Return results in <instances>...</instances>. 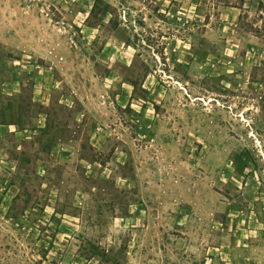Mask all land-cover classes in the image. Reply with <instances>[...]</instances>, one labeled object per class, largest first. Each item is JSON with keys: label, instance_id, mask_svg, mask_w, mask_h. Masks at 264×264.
<instances>
[{"label": "rangeland", "instance_id": "1", "mask_svg": "<svg viewBox=\"0 0 264 264\" xmlns=\"http://www.w3.org/2000/svg\"><path fill=\"white\" fill-rule=\"evenodd\" d=\"M263 208L264 0H0V264H212Z\"/></svg>", "mask_w": 264, "mask_h": 264}, {"label": "crops", "instance_id": "2", "mask_svg": "<svg viewBox=\"0 0 264 264\" xmlns=\"http://www.w3.org/2000/svg\"><path fill=\"white\" fill-rule=\"evenodd\" d=\"M230 215L227 228L214 235L209 260L212 264H264V218H257L253 211Z\"/></svg>", "mask_w": 264, "mask_h": 264}, {"label": "trees", "instance_id": "3", "mask_svg": "<svg viewBox=\"0 0 264 264\" xmlns=\"http://www.w3.org/2000/svg\"><path fill=\"white\" fill-rule=\"evenodd\" d=\"M43 257V256H42Z\"/></svg>", "mask_w": 264, "mask_h": 264}]
</instances>
